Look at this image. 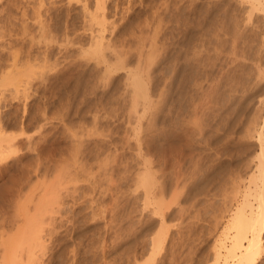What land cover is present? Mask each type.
Returning a JSON list of instances; mask_svg holds the SVG:
<instances>
[{
  "label": "rangeland",
  "instance_id": "obj_1",
  "mask_svg": "<svg viewBox=\"0 0 264 264\" xmlns=\"http://www.w3.org/2000/svg\"><path fill=\"white\" fill-rule=\"evenodd\" d=\"M39 1L0 0V54L8 50L10 42L19 59L26 61L28 57L26 65L23 60L20 63H44L42 69L47 66L44 73L48 71L44 76L47 86L43 84L37 93L32 88V98L27 102L14 99L10 91L0 87V126L6 134L21 140L14 150L23 149L12 150L3 161L7 163L0 162V221L13 218L22 208L33 214L35 200L59 193L60 209L52 213L55 223L44 226H53L54 233L49 239L44 233L46 249L36 264H212L217 242L223 239L229 244L223 229L243 201L260 152L258 135L264 126V0H257V9L253 10L254 0H107L103 26L96 19L84 17L88 13L81 8L82 0H72L71 4L67 0H44L38 8ZM87 2H92L89 9H94V0ZM47 9H52L51 19L44 14ZM38 19L47 26L42 27L44 31L39 29ZM53 22L57 24L55 29L50 25ZM95 28L103 37L113 39L117 50L122 46L120 50L127 49L129 66L148 86V106L143 112V105L138 106L141 113L136 134L132 94L124 86L128 82L126 71L120 69L103 82L100 75L104 63L90 59L87 52L84 55L89 58L80 54L84 48L90 50L89 39L98 34L92 31ZM46 30L49 36L44 37ZM55 37L62 43L45 41ZM66 37L71 43L65 42ZM29 40L31 46L39 44L38 48L36 44L30 46L35 52L28 49L34 59L25 50ZM39 48L45 59L38 54ZM139 54L143 61L140 67L136 62ZM26 69L22 73L26 74ZM48 82L54 86L50 88ZM44 87L48 90L43 93ZM24 139L32 140L35 147L27 150ZM141 170L153 173V181H157L147 199L145 189L138 186ZM158 196L164 198L160 204ZM249 201L256 208L252 197ZM7 224L4 230L10 226ZM260 240L255 264H264V233ZM220 261L229 263L223 258Z\"/></svg>",
  "mask_w": 264,
  "mask_h": 264
},
{
  "label": "bare ground",
  "instance_id": "obj_2",
  "mask_svg": "<svg viewBox=\"0 0 264 264\" xmlns=\"http://www.w3.org/2000/svg\"><path fill=\"white\" fill-rule=\"evenodd\" d=\"M44 2V0H40L38 3H39V5L41 4V5H43L44 3H40V2ZM46 1V0H45ZM75 1H80V3H81V0H75ZM107 0H94V4H93V7L92 8H94V9H89V5H92L91 3L89 4L88 2H87V0H82V3H83V6H81V8H83V11H84V13L86 14V13H88L87 15H84V17L86 18V16L89 18V21H93V20H95V22L98 20V23L101 25V26H103V23H104V21H105V15L106 14H104V12H103V10H104V8H105V2H106ZM252 1V0H251ZM257 0H254V2H252L251 3V9L253 10V9H255V7H256V9H257V6H255V2H256ZM50 2V1H49ZM53 2V0L51 1V3ZM56 2V1H55ZM71 2H72V0H67L66 1V3H68V4H71ZM79 3V4H80ZM88 3V4H87ZM116 3V2H115ZM35 4V3H34ZM50 3H48V5H49ZM58 4V3H57ZM117 4V3H116ZM38 6V8L40 7H42V6ZM66 5V4H65ZM110 5H111V3H110ZM126 5V4H125ZM246 5V4H245ZM258 5V4H257ZM36 6V7H37ZM56 7H57V5H55ZM54 6V7H55ZM60 6V5H59ZM122 6V5H121ZM33 7H35V6H33ZM46 7L47 6H45V9H46ZM53 7V6H52ZM53 7V8H54ZM55 7V9H57ZM62 7H64V6H62ZM67 7H68V5H67ZM79 7H80V5H79ZM115 7H117V6H115ZM114 7V8H115ZM128 7V6H127ZM66 8V7H65ZM190 8V7H189ZM35 9H37V8H35ZM64 9V8H63ZM62 9V10H63ZM106 9H108V8H106ZM43 10V9H42ZM72 10V9H71ZM115 10V9H114ZM130 10V9H129ZM37 11H39V10H37ZM45 11V10H44ZM43 11V12H44ZM51 11H52V9H51ZM50 11V12H51ZM55 11V10H54ZM80 11V10H79ZM86 11V12H85ZM110 11H111V9H110ZM125 11V10H124ZM50 12H48V9H47V13H46V11H45V13L44 14H49L48 15V17L47 18H50L51 19V16L50 15H52V13L50 14ZM56 12V11H55ZM61 12V11H60ZM248 12V11H247ZM252 12V11H251ZM37 14H38V12H36ZM62 13V12H61ZM83 13V14H84ZM30 14V13H29ZM54 14V13H53ZM58 14V13H57ZM60 14V13H59ZM58 14V15H59ZM121 14V13H120ZM138 14V13H137ZM50 16V17H49ZM250 16V15H249ZM40 17H43V20H44V16H40ZM55 17H57V16H55ZM54 17V18H55ZM63 17V16H62ZM61 17V18H62ZM35 18H36V16H35ZM53 18V17H52ZM58 18V17H57ZM64 18V17H63ZM83 18V17H82ZM87 18V19H88ZM248 18H250V17H248ZM56 19V18H55ZM55 19H54V21H55ZM60 19V18H59ZM86 19V20H87ZM107 19V18H106ZM58 20V19H57ZM57 20H56V23H57ZM64 20V19H63ZM84 20V19H83ZM33 21V20H32ZM38 21H39V19H38ZM47 21V20H46ZM51 21H53V20H51ZM59 21V20H58ZM85 21V20H84ZM88 21V20H87ZM86 21V22H87ZM48 22V21H47ZM60 22V21H59ZM59 22H58V24H59ZM62 22V21H61ZM83 22V21H82ZM107 22H109L108 20H107ZM38 23V25L40 26V28L39 29H41L42 27H43V23H42V20L41 21H39V22H37ZM54 23V22H53ZM64 23V22H63ZM93 24L94 22H89L88 24ZM5 24V23H4ZM98 24V25H99ZM12 25V24H11ZM20 25H21V23H20ZM47 25V24H46ZM50 25H53V27H54V25H57V24H50ZM114 25V24H113ZM183 25V24H182ZM39 26H36V27H39ZM90 27H91V25H89ZM93 26V25H92ZM95 26V25H94ZM187 26V25H186ZM185 26V27H186ZM21 27V26H20ZM23 27V26H22ZM21 27V28H22ZM46 28H47V26H45ZM45 27H43V28H45ZM52 27V26H51ZM63 27V26H62ZM66 27V26H65ZM64 27V28H65ZM75 26H73L72 28H74ZM97 27V26H96ZM155 27V26H154ZM182 27V26H181ZM2 28H4V27H2ZM43 28H42V30H43ZM57 29H58V27H56ZM60 28V27H59ZM114 28V27H113ZM1 29V28H0ZM38 29V31H41V30H39ZM53 29H55V27L53 28ZM63 29V28H62ZM67 29V28H66ZM82 29V28H81ZM103 29V28H102ZM155 29V28H154ZM23 30V29H22ZM36 30V29H35ZM50 30V29H49ZM49 30H48V32H49ZM58 30H61V29H58ZM85 30V29H84ZM100 30V29H99ZM110 30V29H109ZM114 30V29H113ZM186 30V29H185ZM44 31V30H43ZM43 31H41V32H43ZM51 31V30H50ZM54 31V30H53ZM52 31V32H53ZM56 31V30H55ZM54 31V32H55ZM62 31H64V30H62ZM94 33L97 31L96 30V28H95V31L94 30H92ZM100 31H102V30H100ZM5 32V31H4ZM37 32V31H36ZM40 32V33H41ZM51 32V33H52ZM65 32V31H64ZM98 32V31H97ZM111 32V31H110ZM171 32V31H170ZM46 33V34H45ZM61 33V32H60ZM67 33V32H66ZM81 33V32H80ZM6 34V33H5ZM43 34H45V35H43L44 37H47V30H46V32H44ZM52 34H54V33H52ZM57 34V33H56ZM58 34H59V32H58ZM77 34V33H76ZM103 34V33H102ZM101 34V32H98V34L96 33L94 36L92 35V37H91V39H89L90 40V44H89V42H88V44H89V48H90V50H85V48H84V51H82L81 50V52H83V53H80V54H83V56H87L88 55V53H89V55H90V57H92V58H90V59H93V58H95V60H97V61H99V60H101L103 63H104V65H103V74H101L100 75V77L101 76H103L102 78H100V79H102L103 80V82L107 79V81L109 80V79H111L112 77H113V74H115L118 70H120V69H124L126 72H125V80H127L128 82H126V81H124V83L126 82V84L124 85L125 86V89H126V85H127V87L129 88L128 90H130V92H128L127 91V93H131L132 95H131V100H132V109H133V112H134V114H135V119H136V121H135V125L136 124H139L140 123V121H139V119H140V109H138V106H142L143 105V108L141 109V111L143 112V111H145V107H147L148 105H146V101H147V99L149 98V89H148V86H147V84H146V81L143 79V77L140 75V74H138V72H136L137 70L135 69L134 70V68H131V66H129V59L130 58H128V51H126L127 49H125V50H120V49H122L123 48V46H122V48H120L119 50H117V48L116 47H118V46H115L116 44H115V42H111V41H113V39L111 40V39H107L105 36L103 37V35ZM112 34V33H111ZM110 34V35H111ZM176 34H178L177 32H176ZM3 35V34H2ZM22 35V34H21ZM23 35H25L24 34V32H23ZM62 35V34H61ZM65 35V34H64ZM73 35V34H72ZM80 35V34H79ZM89 35H91V34H89ZM107 35V34H106ZM27 36H29V35H27ZM35 36V35H34ZM38 36H40V35H38ZM49 36V35H48ZM50 36H52V38H53V35H50ZM56 36V35H55ZM60 36V35H59ZM67 36V35H66ZM2 37V36H1ZM0 37V38H1ZM44 37H42V38H44ZM72 37V36H71ZM154 37V36H153ZM48 38H50V37H48ZM77 38V37H76ZM88 38H90V37H88ZM106 38V39H105ZM23 39V38H22ZM34 39V38H33ZM38 39V38H37ZM61 39H63V38H61ZM65 39V38H64ZM64 39H63V43H64ZM75 39V38H74ZM86 39V38H85ZM156 39V38H155ZM175 39V38H174ZM174 39H173V41H174ZM189 39V38H188ZM31 40V39H30ZM30 40H29V47H27V49L25 48V50L26 51H28V49L29 48H31L32 46H34L36 43H34V45H30V44H32L31 42H30ZM48 41V42H50L51 44H53V43H58V40L59 39H56V37H55V39H45V41ZM70 40H71V38H70ZM70 40H69V38H67L66 37V39H65V42L67 41V43L69 42V43H71L70 42ZM124 40V39H123ZM182 40V39H181ZM192 40V39H191ZM235 40V39H234ZM2 41H3V39H2ZM22 41V40H21ZM26 41H28V40H26ZM31 41H33V40H31ZM60 41V40H59ZM61 43H62V41H60ZM120 42V41H119ZM186 42V41H185ZM184 42V43H185ZM191 42V41H190ZM22 43V42H21ZM49 43V44H50ZM112 43H114V45L113 46H115V49H114V47L112 46ZM117 43V42H116ZM215 43V42H214ZM6 44V43H5ZM45 44V46H49L48 45V43L47 42H45L44 43ZM43 44V45H44ZM59 44V43H58ZM64 44H66V43H64ZM74 44V43H73ZM119 44V43H118ZM187 44V43H186ZM9 45H10V47L8 46V45H6V46H4V47H9V48H11L13 45H11L10 44V42H9ZM155 45V44H154ZM2 46V45H1ZM31 46V47H30ZM35 46H37V44L35 45ZM41 46V45H40ZM52 45H50V47H51ZM61 46V45H60ZM120 46V45H119ZM191 46V45H190ZM3 47V46H2ZM24 47V46H23ZM39 47V44H38V46L36 47V48H38ZM42 48H44L43 46H41ZM68 47V46H67ZM113 47V48H112ZM201 47V46H200ZM206 47V46H205ZM9 48H8V50H9ZM34 48V47H33ZM36 48H35V50H36ZM47 48L48 47H46L45 49H43L44 51H46L47 50ZM109 48H110V50H109ZM164 48V47H163ZM179 48H180V46H179ZM198 48V47H197ZM3 49H5V48H3ZM39 49H41V48H39ZM66 49V48H65ZM75 49V48H74ZM83 49V48H82ZM108 49V50H107ZM124 49V48H123ZM129 49V48H128ZM182 49V48H181ZM200 49V48H199ZM7 50V51H8ZM34 51V49H30V51ZM38 50V49H37ZM60 50H61V47H60ZM184 50V49H183ZM196 50V49H195ZM2 50H0V52H1ZM6 50H4V52H5V54L7 53V54H9V52H7ZM24 51V50H23ZM22 51V52H23ZM42 51V49L40 50V51H38L39 53L38 54H41V58H42V53H40ZM43 51V52H44ZM50 51V50H49ZM109 51V53H107V52ZM136 51H140V50H136ZM193 51V50H192ZM200 51V50H199ZM4 52H3V54H0V60L2 61H0V87H3V90H4V88H6L5 90H8V91H10L11 92V94L13 95V98L14 99H19L20 100V98L21 99H23V100H25L26 102H27V99H29L28 97H31V94L29 93V91H31V89L32 90H34L35 92L37 91V90H39L40 88H41V86L44 84V85H46L47 86V84H46V80L48 79L47 77H44V76H46L47 75V72H46V74L44 73V70H45V67H47V66H43L44 68L42 69V64H44V63H42V64H40V63H36V64H38L37 66H35V64L30 60L31 58H33V57H31L32 55L31 54H33V53H30L29 51V57H31V58H29V63H30V61H31V63L29 64V66L27 65V66H24V65H26V63L25 62H28V57H25V58H27L26 59V61L25 60H23V59H19V58H21V57H17L18 55H16L17 53H15L14 51L12 52V48H11V53L9 54V57H7L8 55L6 54V56L4 57L3 55H5L4 54ZM21 52V53H22ZM25 52V51H24ZM35 52V51H34ZM87 52V53H86ZM152 52V51H151ZM163 52V51H162ZM161 52V53H162ZM2 53V52H1ZM13 53V54H12ZM59 53V52H58ZM60 53H62V55H63V51L62 52H60ZM84 53H86L87 55H84ZM139 53H141V51L139 52ZM196 53V52H195ZM18 54H20V53H18ZM28 54V53H27ZM26 54V55H27ZM38 54H35L34 53V55H35V58H36V60L38 59L37 58V55ZM43 54H45V53H43ZM79 54V55H80ZM142 54V53H141ZM148 54V53H147ZM25 55V56H26ZM33 55V56H34ZM46 55V54H45ZM45 55H43V57L45 56ZM48 55V54H47ZM61 55V56H62ZM67 55V54H66ZM65 55V56H66ZM78 55V56H79ZM129 55H130V53H129ZM133 55V54H132ZM149 55H151V54H149ZM153 55V54H152ZM193 55V54H192ZM200 55H201V53H200ZM2 56H3V58H8V60H7V58L6 59H2ZM28 56V55H27ZM59 56V55H58ZM60 56V57H61ZM76 56V55H75ZM82 56V57H83ZM146 56V55H145ZM148 56V55H147ZM46 57V56H45ZM45 57L44 58H42V59H45ZM69 56H67V58H68ZM84 57V58H85ZM88 58H89V56H87ZM22 58H23V55H22ZM24 58V59H25ZM48 58V57H47ZM57 58V57H56ZM63 58V57H62ZM66 57L64 58L65 60L67 59ZM78 58V57H77ZM80 58V57H79ZM78 58V59H79ZM143 58H144V56H143ZM34 59V58H33ZM32 59V60H33ZM40 59V58H39ZM42 59H40V60H42ZM60 59V58H59ZM73 59H75V58H73ZM81 59V58H80ZM136 59V58H135ZM154 59V58H153ZM189 59V58H188ZM190 59H192V57H190ZM7 60V61H6ZM20 60H23V63H24V65H23V63H20ZM65 60H62V61H64L65 62ZM83 60V59H82ZM147 60V59H146ZM25 61V62H24ZM73 61V60H72ZM84 61V60H83ZM101 61H99L98 62V64H103ZM187 61V60H186ZM198 61V60H197ZM22 62V61H21ZM44 62V61H43ZM61 62V61H60ZM96 62V61H95ZM137 63H135L134 64V67L135 66H137V65H139V67L140 66H142V65H140V64H142L141 62H143V61H141V56H140V54H139V56H138V58H137V61H136ZM173 62V61H172ZM194 62V61H193ZM33 63V64H32ZM46 63V62H45ZM68 63H72L71 61H67V64ZM73 63H74V61H73ZM75 63H76V61H75ZM187 63V62H186ZM28 64V63H27ZM32 64V65H31ZM46 64H48V62L46 63ZM59 64V63H58ZM66 63L65 64H63V65H67ZM77 64H79V62L77 63ZM97 64V63H96ZM100 64V65H101ZM137 64V65H136ZM146 64V63H145ZM183 64V63H182ZM68 65H71V64H68ZM74 65V64H73ZM72 65V66H73ZM99 65V66H100ZM149 65H150V63H149ZM188 65V64H187ZM25 67V68H22V67ZM38 66H41V67H38ZM60 66V65H59ZM198 66V65H197ZM26 69L27 67H29L28 69L29 70H27L28 72L25 74L24 72L22 73V69ZM35 67V68H34ZM61 67H62V64H61ZM64 67H66V66H64ZM69 67V66H68ZM67 67V68H68ZM139 67H135V68H139ZM32 68H34V69H32ZM39 70H38V69ZM143 68V67H142ZM62 69H64V68H62ZM133 69V70H132ZM141 69V68H140ZM16 70H18V71H16ZM20 70V71H19ZM65 70V69H64ZM122 70H120V71H122ZM147 70H148V67H147ZM57 71H59V70H57ZM68 71L69 70H67V73H68ZM74 71V70H73ZM84 71V70H83ZM141 71V70H140ZM186 71V70H185ZM16 72H18L19 74L17 75V73ZM20 72L22 73L21 75H20ZM61 72V71H60ZM75 72V71H74ZM190 72V71H189ZM29 73V74H28ZM78 73V72H77ZM28 74V75H27ZM195 74V73H194ZM22 75H25V77L23 76L22 77ZM27 75V76H26ZM96 76H99V74L97 75L96 74ZM147 76V75H146ZM48 77H49V75H48ZM193 77V76H192ZM195 78V77H194ZM53 78L51 77V82H53V84L55 83L53 80H52ZM105 79V80H104ZM190 79V78H189ZM50 80V79H49ZM48 80V81H49ZM97 80H99V79H97ZM181 81V80H180ZM199 81V80H198ZM45 82V83H44ZM197 82V81H196ZM201 82V81H200ZM49 83V82H48ZM91 83V82H90ZM168 83V82H167ZM50 84V83H49ZM193 84V83H192ZM43 85V86H44ZM52 84H50V88H52V86H54V85H52ZM79 85V84H78ZM163 85V84H162ZM9 86H11V87H9ZM49 86V85H48ZM190 86V85H189ZM9 87V88H8ZM168 87V86H167ZM200 87V86H199ZM198 87V88H199ZM48 88V87H47ZM46 87H44V89H43V93H44V90L46 89V90H48ZM49 88V89H50ZM1 89V88H0ZM164 89V88H163ZM46 90H45V92H46ZM97 90V89H96ZM125 91V90H124ZM123 91V92H124ZM197 91V90H196ZM39 92V91H38ZM41 92H42V89H41ZM40 92V93H41ZM50 92V91H49ZM126 92V91H125ZM124 92V93H125ZM161 92H163V91H161ZM161 92H160V94H161ZM37 93V92H36ZM39 93V94H40ZM5 94V93H4ZM10 94V95H11ZM104 94V93H103ZM159 94V95H160ZM198 94V93H197ZM7 95V94H6ZM33 95H36V94H34L33 93ZM120 95V94H119ZM195 95V94H194ZM39 96V95H38ZM43 96H46V95H43ZM105 96V95H104ZM118 96V95H117ZM162 96V95H161ZM190 96V95H189ZM35 97V96H34ZM40 97V96H39ZM120 97V96H119ZM32 98V97H31ZM122 98V97H121ZM160 98V97H159ZM3 99V98H2ZM45 99V98H44ZM108 99V98H107ZM151 99V98H150ZM179 99V98H178ZM103 100V99H102ZM125 100V99H124ZM83 101V100H82ZM109 101V100H108ZM123 101V100H122ZM129 101V100H128ZM149 101V100H148ZM157 101V100H156ZM177 101V100H176ZM196 101V100H195ZM42 102L43 103H45L43 100H42ZM94 102V101H93ZM104 102V101H103ZM131 102V101H130ZM151 102V101H150ZM159 102V101H158ZM153 103H155V102H153ZM34 104V103H33ZM36 104V103H35ZM130 104V103H129ZM140 104V105H139ZM147 104H148V102H147ZM195 105V104H194ZM130 106V105H129ZM193 106V105H192ZM43 107V106H42ZM112 107V106H111ZM35 108V107H34ZM110 108V107H109ZM108 108V109H109ZM158 108V107H157ZM180 108V107H179ZM36 109V108H35ZM130 109V108H129ZM25 110V109H24ZM111 110H112V108H111ZM110 110V111H111ZM43 111H45V110H43ZM84 111V110H83ZM88 111V110H87ZM104 111V110H103ZM109 111V112H110ZM129 111V110H128ZM41 112V111H40ZM106 112V111H105ZM159 112V111H158ZM100 113V112H99ZM104 113V112H103ZM84 114V113H83ZM108 114V113H107ZM41 115H43V113L41 114ZM45 115V114H44ZM114 115V114H113ZM122 115V114H121ZM143 115V114H142ZM15 116V115H14ZM106 116V115H105ZM153 116V115H152ZM1 117V116H0ZM42 117V116H41ZM95 117H96V115H95ZM98 117V116H97ZM109 117V116H108ZM128 117H129V115H128ZM7 118V117H6ZM92 118V117H91ZM121 118V117H120ZM142 118V117H141ZM146 118V117H145ZM182 118V117H181ZM9 119V118H8ZM113 119V118H112ZM118 119V118H117ZM144 119V118H143ZM149 119V118H148ZM32 120V119H31ZM95 120V119H94ZM97 120V119H96ZM95 120V121H96ZM147 120V119H146ZM151 120V119H150ZM21 121V120H20ZM102 121V120H101ZM116 121V120H115ZM139 123H138V122ZM148 121V120H147ZM94 122V121H93ZM129 122V121H128ZM137 122V123H136ZM186 122V121H185ZM43 123V122H42ZM45 123V122H44ZM95 123V122H94ZM98 123H99V120H98ZM151 123V122H150ZM150 123L148 122V124L150 125ZM180 123V122H179ZM92 124V123H91ZM152 124V123H151ZM2 125V124H1ZM7 125V124H6ZM5 125V126H6ZM67 125V124H66ZM65 125V126H66ZM72 125V124H71ZM135 125H133V126H135ZM153 125V124H152ZM38 126V125H37ZM40 126V125H39ZM38 126V128H41V127H39ZM46 126V125H45ZM162 126V125H161ZM183 126V125H182ZM262 126V125H261ZM61 127H63V126H61ZM67 127V126H66ZM136 127V128H135ZM135 127H133V128H135L136 129V132H135V134L136 133H138V126L136 125ZM140 128V127H139ZM150 128V127H149ZM185 128V127H184ZM261 128V127H260ZM63 129V128H62ZM66 129V128H65ZM131 129V128H130ZM150 129H152V128H150ZM183 129V128H182ZM118 130V129H117ZM133 130V129H132ZM91 131V130H90ZM89 131V132H90ZM186 131V130H185ZM261 131V130H260ZM77 132V131H76ZM88 132V131H87ZM108 132V131H107ZM147 132V131H146ZM80 133V132H79ZM86 133V132H85ZM103 133V132H102ZM114 133V132H113ZM160 133V132H159ZM185 133H187V132H185ZM257 133V132H256ZM46 134V133H45ZM68 134V133H67ZM73 134V133H72ZM82 134V133H81ZM124 134V133H123ZM129 134V133H128ZM146 134V133H145ZM153 134V133H152ZM193 134V133H192ZM49 135V134H48ZM65 135V134H64ZM69 135V134H68ZM106 135V134H105ZM104 135V136H105ZM127 135V134H126ZM138 135V134H137ZM148 135V134H147ZM66 136V135H65ZM82 136V135H81ZM84 136V135H83ZM82 136V137H83ZM87 136V135H86ZM259 137H258V140L260 141L259 143H258V146L260 147L259 148V150H260V152L258 153V156H257V163H256V166H255V169H254V171L252 172V176L250 177V179H249V182H248V184L247 185H249L248 186V189H247V191L245 192V194H243L244 195V198H243V201H241V203L236 207V209L233 211V213H232V216H231V218H230V220H229V224L226 226L225 225V227H224V236H226L225 238L226 239H228L229 240V244H227L226 245V243H225V241H223V239H220L217 243H218V245H216L217 246V249H216V252H215V257H214V261H212V264H219V261L223 258L224 259V261H226V262H228V260H229V263H226V262H224V263H226V264H255V262H256V257H257V254H258V252H257V249H259V246H260V242H261V240H260V237H261V234L262 233H264V126H262V131L259 133V135H258ZM38 137V136H37ZM68 137H70V136H68ZM107 137V136H106ZM145 137V136H144ZM147 137V136H146ZM18 136L16 137V135L15 136H10V135H8V134H6V132L4 131V129L2 128V126H0V162L2 161H4V160H6L7 158H9V154H11V153H15V152H17L18 150H20V149H16V150H14V147H16V143L17 142H21V140L18 138ZM26 138H27V136H26ZM97 138V137H96ZM103 138V137H102ZM125 138V137H124ZM143 138V137H142ZM187 138V137H186ZM83 139V138H82ZM189 139V138H188ZM25 140V139H24ZM37 140H38V138H37ZM47 140V139H46ZM152 140V139H151ZM257 140V141H258ZM32 140H30L29 141V139H27V141L25 140V146L24 147H26L27 148V150H32V148H34L35 147V144H34V147L32 146V142H31ZM40 141V140H39ZM42 141V140H41ZM80 142V141H79ZM85 142V141H84ZM93 142V141H92ZM141 142V141H140ZM144 142V141H143ZM150 142V141H149ZM35 143H37V142H35ZM81 143V142H80ZM89 143V142H88ZM94 143V142H93ZM102 143V142H101ZM125 143H126V141H125ZM142 143V142H141ZM23 144V143H22ZM40 144V143H39ZM39 144H38V146H39ZM78 144V143H77ZM118 144V143H117ZM19 145V144H18ZM21 145V144H20ZM24 145V144H23ZM37 145V144H36ZM51 145V144H50ZM71 145V144H70ZM32 146V148L30 149L29 147H31ZM79 146V145H78ZM93 146V145H92ZM40 147V146H39ZM52 147V146H51ZM71 147V146H70ZM113 147V146H112ZM13 148V149H12ZM42 147H40L39 149H41ZM58 148V147H57ZM74 148V147H73ZM81 148V147H80ZM79 148V149H80ZM99 148V147H98ZM38 149V148H37ZM36 148L34 149L35 151L37 150ZM113 149V148H112ZM12 150H13V152H12ZM87 150V149H86ZM95 150H98V149H95ZM21 152H23V149H21L20 150ZM19 151V152H20ZM24 151H25V149H24ZM38 151V150H37ZM52 151V150H51ZM101 151V150H100ZM103 151V150H102ZM69 152H71V151H69ZM97 152V151H96ZM119 152H122V151H119ZM146 152V151H145ZM9 153V154H8ZM45 153V152H44ZM87 153V152H86ZM107 153V152H106ZM26 153L24 152L23 153V155H25ZM39 154V153H38ZM72 154H74V153H72ZM76 154V153H75ZM103 154V153H102ZM109 154V153H108ZM136 154V153H135ZM69 155V154H68ZM11 156V155H10ZM40 156V155H39ZM42 156V155H41ZM49 156V155H48ZM74 157H75V155H73ZM88 156V155H87ZM110 156V155H109ZM94 157V156H93ZM37 158H38V156H37ZM72 159L71 160H73V157H71ZM113 158V157H112ZM36 159V158H35ZM46 159V158H45ZM63 160H65L64 158H62ZM75 159L76 158H74V162H75ZM81 159V158H80ZM97 159V158H96ZM101 159V158H100ZM109 159V158H108ZM111 159V158H110ZM114 159V158H113ZM62 160V161H63ZM107 160V159H106ZM68 161V160H67ZM125 161V160H124ZM151 161V160H150ZM1 162V163H2ZM65 162V161H64ZM80 162V161H79ZM100 162V161H99ZM105 162V161H104ZM103 162V163H104ZM139 162V161H138ZM144 162H148V161H144ZM152 162V161H151ZM160 162V161H159ZM4 163V162H3ZM5 163H7V162H5ZM4 163V164H5ZM81 163V162H80ZM102 163V164H103ZM106 163H109V162H106ZM124 163V162H123ZM37 164H39V162L37 163ZM36 164V165H37ZM55 164H57V163H55ZM79 164V163H78ZM87 164V163H86ZM100 164V163H99ZM149 164H150V162H149ZM42 165V164H41ZM47 165V164H46ZM82 165V164H81ZM85 165V164H84ZM98 165V164H97ZM107 165V164H106ZM136 165H139V164H136ZM152 166V165H151ZM43 167V166H42ZM63 167V166H62ZM81 167V166H80ZM127 167V166H126ZM142 167H144V166H142ZM70 168V167H69ZM29 169V168H28ZM37 169V168H36ZM63 169H64V167H63ZM110 169V168H109ZM145 169V168H144ZM148 168H146L145 170H147ZM66 170H67V168H66ZM123 170V169H122ZM138 170V169H137ZM149 170V169H148ZM147 170V171H148ZM58 171V170H57ZM56 171V172H57ZM142 172H138L139 174H137V178H138V183H140V184H138V186L139 185H141L142 187H143V189H145V194H144V197L145 196H147L148 194L150 195V193L152 192V191H150V189H153V187H152V185H153V182H154V184L157 182V181H153V180H155V178L153 179L152 177V175L151 174H153V173H151V172H147V171H144V170H141ZM45 175V174H44ZM59 177L60 176H58V179H59ZM92 179H94V178H92ZM134 180H137V179H134ZM90 181V180H89ZM93 181V180H92ZM53 182V181H52ZM55 182V181H54ZM160 182V181H159ZM50 184H51V182H50ZM44 185H47V183L46 184H44ZM55 185H56V182H55ZM54 185V188H56V186ZM156 185V184H155ZM164 185V184H163ZM247 185H246V187H247ZM49 186V185H48ZM140 186V187H141ZM154 186V185H153ZM252 186L254 187L253 189H252ZM152 187V188H151ZM156 187V186H155ZM47 188V187H46ZM57 188H58V186H57ZM138 188V187H137ZM160 189V188H159ZM21 190V189H20ZM55 190H57V189H55ZM251 190H253V191H251ZM144 191V190H143ZM157 191V190H156ZM170 191V190H169ZM46 192H47V190H46ZM58 192V191H57ZM49 193V192H48ZM47 193V194H48ZM52 193H54V189H52ZM73 193V192H72ZM158 193V195L160 194L159 192H157ZM156 193V194H157ZM10 194V193H9ZM51 194V193H50ZM50 194H48V195H50ZM57 194H59V193H57ZM55 195V193L52 195L51 194V196H48V195H43V197H40L38 200H35L36 202H35V205H34V212H33V214H27V209L25 208V210L22 208L21 209V211L22 212H17V214H15L14 215V217L13 218H10V219H12V220H10V219H6V218H2V220L0 221V227H1V230H0V264H36L37 263V261H38V259L40 258V256L42 255V257H43V254H42V252L41 251H43V250H45L46 248V242L45 241H47L48 239H49V237H51L52 235V233H54L53 231H52V228H53V226H51V228H48V230H47V228H45L44 229V226H47V223H49L50 225H52L53 223H55V220L53 219V218H55V214L53 215L52 213H54L55 212V210H58V209H60L59 208V204H60V202H59V198H60V196H59V198L57 197L58 195ZM163 194V193H162ZM26 195V194H25ZM24 195V196H25ZM155 196V195H154ZM159 196H161V195H159ZM158 196V197H159ZM26 197V196H25ZM24 197V198H25ZM250 197H252V199H254L255 200V202L257 203V206H256V208H253L254 206H253V204L252 203H250ZM146 198V197H145ZM160 198V197H159ZM159 198H157V199H159ZM35 199V198H34ZM147 199V198H146ZM155 199V198H154ZM153 200V199H152ZM156 200V199H155ZM161 200H164V198L162 199V197L159 199V204H160V201ZM15 201V200H14ZM143 201H144V199H143ZM148 201V200H147ZM147 201L145 202V203H147ZM102 202V201H101ZM157 202V203H158ZM15 204V203H14ZM24 204V203H23ZM64 204H66V203H64ZM99 204V203H98ZM156 204V203H155ZM21 205V204H20ZM148 205V204H147ZM19 206V205H18ZM159 205H157L156 207H158ZM25 207H27V206H25ZM107 207H108V205H107ZM160 207H162V205H160ZM15 208H16V206H15ZM31 208H32V206H31ZM112 208V207H111ZM18 209H20V208H18ZM30 209V208H29ZM13 210H14V208H13ZM24 210V211H23ZM100 210V209H99ZM155 210H157V209H155ZM160 210H162L161 208H160ZM160 210H157V212L158 211H160ZM19 211V210H18ZM161 212V211H160ZM28 213H29V211H28ZM31 213V212H30ZM67 213V212H66ZM156 213V212H155ZM53 215V217H52V215ZM13 215V214H12ZM48 215V216H47ZM70 217V216H69ZM230 217V216H229ZM1 218V217H0ZM58 218V217H57ZM66 218V217H65ZM112 218H114V217H112ZM122 218V217H121ZM59 220H60V218H59ZM63 220V219H62ZM117 220V219H116ZM47 221V222H46ZM54 221V222H53ZM61 222V221H60ZM112 222V221H111ZM7 223H9V224H7ZM45 223H46V225H45ZM7 224V226L8 225H10V226H8V227H6V230H4V226ZM49 224H48V226H49ZM107 224V223H106ZM113 227V226H112ZM61 228V227H60ZM117 228H118V226H117ZM54 229V228H53ZM59 229V228H58ZM113 229V228H112ZM120 229V228H119ZM111 230V229H110ZM56 231V230H55ZM44 233H46L47 235H48V239H46L45 237L47 236L46 234H44ZM57 233H58V231H57ZM55 235V234H54ZM229 235V236H228ZM157 235H155V238H158V237H156ZM158 236H159V234H158ZM58 237V236H57ZM160 237V236H159ZM163 238V237H162ZM52 239V238H51ZM152 240V239H151ZM154 240V239H153ZM157 240V239H156ZM159 240V239H158ZM152 243L154 242H156V241H151ZM153 243V244H154ZM152 244V245H153ZM158 245V244H157ZM154 246V245H153ZM37 247H38V249H37ZM261 248V247H260ZM35 249H37V250H35ZM52 251V250H51ZM53 252V251H52ZM224 252V253H223ZM44 253V252H43ZM45 254V253H44ZM51 255H52V253H51ZM50 255V256H51ZM54 255V254H53ZM57 257V256H56ZM51 258V257H50ZM125 258V257H124ZM151 258V257H150ZM41 259V258H40ZM45 260H46V258H44ZM54 260V259H53ZM56 260V259H55ZM129 260V259H128ZM47 261H48V259H47ZM146 261H149V260H146ZM46 262V261H45ZM221 262V261H220ZM43 263V262H42ZM47 263V262H46ZM45 263V264H46ZM156 263V262H155Z\"/></svg>",
  "mask_w": 264,
  "mask_h": 264
}]
</instances>
